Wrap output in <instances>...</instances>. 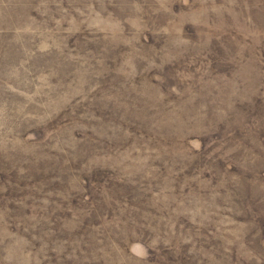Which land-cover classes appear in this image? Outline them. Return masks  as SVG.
Returning a JSON list of instances; mask_svg holds the SVG:
<instances>
[{
	"label": "rangeland",
	"instance_id": "374dc122",
	"mask_svg": "<svg viewBox=\"0 0 264 264\" xmlns=\"http://www.w3.org/2000/svg\"><path fill=\"white\" fill-rule=\"evenodd\" d=\"M0 264H264V0H0Z\"/></svg>",
	"mask_w": 264,
	"mask_h": 264
}]
</instances>
